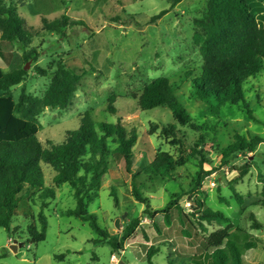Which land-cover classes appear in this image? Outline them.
I'll return each mask as SVG.
<instances>
[{"label":"rangeland","instance_id":"obj_1","mask_svg":"<svg viewBox=\"0 0 264 264\" xmlns=\"http://www.w3.org/2000/svg\"><path fill=\"white\" fill-rule=\"evenodd\" d=\"M13 1L27 27L36 35L30 47L39 53L36 62L26 63L27 76L22 84L12 89L13 97L17 99L22 89L37 97L44 94L49 78L37 75L36 66L46 69L62 61L66 67L82 75L69 107L45 109L39 116V142L43 145L48 141L61 143L65 132L76 130L80 118L87 113L95 123L115 124L118 121L128 132L136 131L138 141L134 148L132 173L149 165L158 152H167L183 162L172 172V178L147 183L150 211L155 212L150 219L144 206L131 195V178L125 172L123 160L110 158L98 198L87 211L96 215L99 226L110 234H119L134 218L140 224L125 244L124 251L114 257L125 264H167L168 259L177 262L202 254L205 247L201 236L191 228L187 229L188 235L182 233L177 211H170V225H164L159 211L179 196L185 213L191 210V200L200 198L208 208L223 212L239 230L236 231L239 243H255L254 248L243 253V263L264 264V209L257 205L260 178L264 175V143L253 153L237 154L223 169L219 154V148L231 142L234 133L264 138V68L259 76L248 79L244 86L257 122L248 120L236 107L225 106L219 115H210L204 104L191 97L190 80L185 81L176 97L189 116L203 126L204 132L179 128L178 138L182 144L179 147L170 145L160 135L162 127L174 124L170 111L161 107L141 111L137 104L145 85L154 79L164 77L176 82L186 72L191 73V77L199 75L202 60L192 41L193 20L204 14L207 0H181L172 8V0ZM164 10L169 11L150 23L152 17ZM61 15L82 21L84 26L66 29L65 37L45 34L41 18L52 21ZM8 50L18 56L22 54L16 46L4 51ZM0 65L8 70L2 60ZM110 97H113L114 114L107 111ZM245 162L250 169L239 180L232 167ZM41 166L45 184L50 185L54 172L47 165ZM204 172L210 174L203 176L199 190L202 195L196 193L195 182L197 174ZM230 186L243 197L241 207L231 199ZM111 189L118 198L117 207L110 197ZM220 198L225 202L221 203ZM74 207L70 187L64 184L56 189L55 199L50 200L43 210L45 239L35 246L26 243V226L30 221L20 216L14 218L11 230L15 228L16 231L13 237L0 228V257L3 256L0 264H115L110 261L108 246L94 244L98 236L87 222L61 215ZM32 210L38 224L39 206H33ZM250 214L263 225V229H250ZM118 218L120 229L116 231L114 221ZM12 242L16 252L9 249ZM150 245L163 246L148 262L145 252ZM169 251L172 252L169 254ZM60 254H65L63 260L55 257Z\"/></svg>","mask_w":264,"mask_h":264},{"label":"trees","instance_id":"obj_2","mask_svg":"<svg viewBox=\"0 0 264 264\" xmlns=\"http://www.w3.org/2000/svg\"><path fill=\"white\" fill-rule=\"evenodd\" d=\"M179 2L181 0H172L171 8ZM168 11H161L152 17L150 23ZM41 23L45 34L63 37L66 29L84 26L82 21L71 20L65 15L52 21L41 18ZM193 26L192 41L202 60L199 75L191 77V73L186 72L176 82L164 77L154 79L145 85L137 99L141 111L157 107L170 111L174 124L162 127L160 135L176 147L182 145L178 138L179 128L204 132L203 126H199L189 116L176 97L177 91L188 79L191 97L204 104L210 115H219L225 106L236 107L248 120L257 122L246 99L244 86L248 79L259 76L264 68V0H207L204 14L193 20ZM35 36L19 14L15 2L0 0V60L8 67L5 70L0 65V228L13 237L16 231L15 228L11 230L13 219L20 216L30 221L26 226V243L35 246L43 241L46 233L43 210L50 200L55 199L56 189L66 184L72 190L75 207L65 210L61 215L87 222L98 236L94 244L108 246L111 256L119 255L138 229L139 221L134 218L119 234H110L107 229L99 226L96 215L87 211L98 198L103 177L109 170L110 158L123 160L125 172L131 178V195L144 206L145 214L150 219L155 212L150 211V198L146 195L147 183L172 178V172L183 162L167 152H158L149 165L132 173L134 148L138 141L136 131L128 132L118 121L115 124L95 123L87 113L80 118L76 130L65 132L61 143L48 141L43 145L39 142V116L45 109L62 110L69 107L82 75L66 67L62 61L46 69L36 66L37 75L49 78L44 94L37 97L22 89L15 99L11 91L24 82L27 76L26 63L36 62L39 57L37 49L30 47ZM14 46L22 51L20 56L9 50L4 51ZM112 103L113 97H110L107 111L114 114ZM262 143L264 138L258 135L234 133L231 142L219 148L220 167L226 168L239 153L255 152ZM42 164L54 172L50 185L45 184ZM249 169L247 162L232 167L238 173L239 180ZM209 174H197V194L203 195L199 190L203 176ZM260 183V200L257 205L264 209V175ZM230 191L231 199L241 207L243 197L232 186ZM110 197L117 207L118 198L113 189ZM181 200L177 196V200L170 201L159 211L164 225H170L168 215L174 209L180 214L182 233L188 235L187 229L190 228L196 231L202 238L205 251L177 262L168 259L167 264H244L243 253L254 248L255 243H239L236 235L239 230L230 218L221 211L208 208L203 198L191 200L188 213L181 208ZM219 200L225 202L223 198ZM36 205L40 209L36 216L38 224L35 223L32 210ZM248 219L251 230L263 229L253 214ZM162 246L150 245L145 252L146 260L150 262ZM55 257L63 260L65 254Z\"/></svg>","mask_w":264,"mask_h":264},{"label":"water","instance_id":"obj_3","mask_svg":"<svg viewBox=\"0 0 264 264\" xmlns=\"http://www.w3.org/2000/svg\"><path fill=\"white\" fill-rule=\"evenodd\" d=\"M123 217H124V215L121 218H123ZM119 222H120V218H118V219H116L114 221V228H115L116 231H119V229H120ZM9 249L12 252H16V246H15L14 242H12V243L9 244ZM118 264H125V263H123L122 261H118Z\"/></svg>","mask_w":264,"mask_h":264},{"label":"built area","instance_id":"obj_4","mask_svg":"<svg viewBox=\"0 0 264 264\" xmlns=\"http://www.w3.org/2000/svg\"><path fill=\"white\" fill-rule=\"evenodd\" d=\"M110 261H111L112 263L118 264V260H117L114 256H111V257H110Z\"/></svg>","mask_w":264,"mask_h":264}]
</instances>
